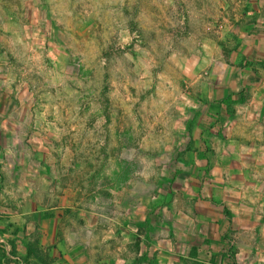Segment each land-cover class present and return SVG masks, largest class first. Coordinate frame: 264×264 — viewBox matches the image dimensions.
<instances>
[{"label": "rangeland", "instance_id": "obj_1", "mask_svg": "<svg viewBox=\"0 0 264 264\" xmlns=\"http://www.w3.org/2000/svg\"><path fill=\"white\" fill-rule=\"evenodd\" d=\"M25 6L27 19L14 18L20 35L10 53L18 75L35 86L38 109L21 130L24 149L1 162L11 177L1 178L0 187L18 188V205L30 195L105 217L126 192L152 196L172 185L178 158L189 148L178 143L186 116L178 109H193L191 96L201 91L194 77L210 79L205 70L195 72L204 42L225 44L231 31L224 48L230 50L245 39V27L264 24V0ZM225 72L216 67L218 75ZM218 77L210 90L221 84ZM73 208L64 210L67 222L78 217Z\"/></svg>", "mask_w": 264, "mask_h": 264}, {"label": "crops", "instance_id": "obj_2", "mask_svg": "<svg viewBox=\"0 0 264 264\" xmlns=\"http://www.w3.org/2000/svg\"><path fill=\"white\" fill-rule=\"evenodd\" d=\"M34 1L0 0V179L5 180L11 171L1 162L24 149L21 130L38 109L35 86L18 75L10 53L11 40L20 35L14 18L27 19L20 7ZM228 33L225 44L205 41L195 62V72L205 70L210 79L194 77L201 91L191 96L193 109H178L186 115L178 124V143L189 148L178 158L172 185L152 196L126 192L114 214L105 217L30 195L18 205L13 198L19 189L5 184L0 264H25V259L28 264H264V24L245 27L240 32L245 39L230 50L224 49L233 34ZM217 66L226 69L224 77ZM218 76L221 84L210 90ZM66 208L78 215L73 223L64 216ZM19 226L23 234L15 231Z\"/></svg>", "mask_w": 264, "mask_h": 264}]
</instances>
